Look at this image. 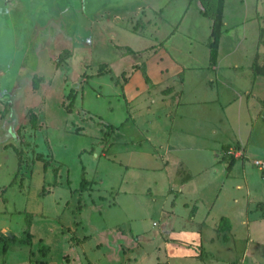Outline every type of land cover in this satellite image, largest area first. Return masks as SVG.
<instances>
[{"label":"rangeland","instance_id":"rangeland-1","mask_svg":"<svg viewBox=\"0 0 264 264\" xmlns=\"http://www.w3.org/2000/svg\"><path fill=\"white\" fill-rule=\"evenodd\" d=\"M39 1L42 2L27 13L50 23L39 32L29 24L26 13L17 22L0 10V234L5 231L9 236L19 237L25 220L30 218L33 235L30 245L8 243L6 251L0 252V264H35L39 245L48 248L46 260L51 264H116L120 261V252L116 254L115 249L126 238L113 236L114 230L139 238L142 244L143 251L135 253L125 264L164 263L170 249L164 255L162 245L160 253H153L142 239L145 236H141L142 232H152L162 226L159 211L168 210V206L164 203L166 191L161 192L167 187V191L176 195L178 190L172 181L167 184L169 177L159 175L160 163L150 157L154 152L143 141L153 134L148 127L151 119L164 111H156L157 104H154L148 112L151 106L147 96H158L156 89L149 87V80L146 82L150 88L148 95L143 94L139 103L135 100L127 104L104 63L123 54L126 62L134 56L144 63L149 59L148 48L155 45L154 41L178 26L169 44L175 49L173 58L181 60L185 55L181 31L187 28L196 30L197 44L192 47L204 61L216 1ZM223 1L226 28L240 24L245 31L251 27L244 36V46L249 47L252 27L264 30V18L260 19L264 14V0ZM41 4L45 12L39 11ZM107 32L113 37L106 45ZM203 33L207 34L206 43L200 41ZM101 38L104 44H100ZM226 44L231 42L225 39L221 43V57L228 50L224 49ZM123 64L118 62L113 72ZM253 70L264 73L263 68ZM150 71L151 65H146L140 72L142 77H148ZM257 103L248 100L242 109L254 111L256 104L259 111ZM235 105L228 106V111H235ZM261 108L264 116V107ZM138 113L148 116L144 114L140 122L133 121ZM155 123L160 126V136L163 135V123L157 119ZM259 126L260 122H252V129ZM125 142L128 144L123 146ZM223 149L218 159L228 164L230 160ZM259 149L263 150L260 146ZM252 154V157L246 155L243 162L256 170L251 158H259V150ZM144 168L154 171L148 173ZM254 170L249 178L252 189L257 188ZM81 180L84 181L82 188ZM216 180L219 184L223 182L221 175ZM218 186L214 185V189L218 190ZM182 207L179 202L170 211L175 214L174 219L184 223ZM251 216L254 220L251 230L263 240L264 225L258 224L260 220L254 212ZM225 225L226 222H221L220 230L226 229ZM202 231L201 245L207 251L210 248L214 257L197 250L195 255H202V259L191 260L171 250L169 256L173 263L264 264V247L255 250L254 243H245L242 229H237L236 239L228 238L224 245L207 241L212 229ZM81 236L91 239L76 247L69 246L74 237ZM95 242L102 247L95 249ZM109 249L113 251L107 255ZM183 249L191 251L189 245Z\"/></svg>","mask_w":264,"mask_h":264},{"label":"crops","instance_id":"crops-1","mask_svg":"<svg viewBox=\"0 0 264 264\" xmlns=\"http://www.w3.org/2000/svg\"><path fill=\"white\" fill-rule=\"evenodd\" d=\"M40 2L42 1L0 0V10L3 11V15L7 14L9 18L21 22L25 13L27 14L31 7H35ZM39 11L45 12L43 4L40 5ZM26 18L30 19L29 24L37 32L45 30L50 24L46 20H40L37 15L28 16L27 14ZM263 18L264 14H261L260 19ZM127 19L128 21L132 20ZM186 25L187 22L185 27ZM226 25L227 22L224 21L222 13V25L217 40L214 65H209L208 48L205 50V60L201 61L198 58L195 48L192 47V44H197L195 41L197 39L196 30L190 31L187 28L181 31L185 41V55L181 60L173 58L175 49L169 44L176 36L175 33L179 26L173 32H167L154 41L155 45L148 48L151 52L148 56L149 59L144 63L134 56L131 57L130 62H126V54L117 56L107 64L104 63L107 74L110 73L114 77V85L119 87L120 96L128 102L127 104H132L135 100L139 103L143 94L148 95L149 89L155 88L158 96H147L151 106L148 112H151L154 104H157L156 111H164L160 116L155 115V118L151 119L148 127L153 131V134L150 139L144 138L143 141L147 142L146 145L151 148V153L154 152L150 157L160 163L157 168V171L160 172L159 175L163 174V176L169 177L167 184L172 181L173 186L178 188L176 192L178 195L176 196L170 190L167 191V187L161 192L163 194L166 191L164 203L168 206V210L160 209L159 211L162 226L158 230L141 233V236H145H142V239L148 243L153 253H160L162 245L164 255L167 248L170 249L165 257V262L161 264H177L171 261L173 259L169 256L172 254L171 250L174 251V254L191 260L202 259V255H195L197 250L214 257L215 254L210 248L207 251L201 245L204 228L212 229V234H207L209 242L218 241L225 244L228 238L231 240L238 237L237 229L240 228L244 231L245 243H254L255 250L264 247V237H262L263 240H260L258 233L254 235L250 228L254 222L251 216L252 212L260 220L258 224L264 225V176L253 165L256 170L252 169L249 163L243 162V159H247L246 155L252 157V153L257 150H259V158L253 157L251 160L264 161V126H261L264 122V116H261V107H264V73L253 70V68L264 69V30L258 26L257 28L252 27L251 45L246 47L244 46V36L245 32L251 30V27L244 31L240 28V24H234L228 28ZM107 35L109 38L105 39L106 45L107 41L113 37L110 32H107ZM206 37L207 34L203 33L200 41L206 43ZM225 39L231 44L224 46V49L228 50L221 57L220 46ZM103 41L104 39L101 38L100 44H104ZM197 47L202 48V46ZM64 50L68 51V49ZM130 53L135 52L131 51ZM118 62H124V64L118 69L116 68V72H113L114 66ZM146 65H151V71L146 77L150 86L146 85L140 72L145 70ZM248 100L257 101L260 112L257 111L256 104L254 111H243V105L246 106ZM234 105L235 111H228L227 107ZM217 108L221 111H215ZM241 109L242 111H240ZM144 114L138 113L132 120L140 122L144 118ZM156 119L165 126L161 136L160 126L155 123ZM256 121L260 122V126L257 129H252V122ZM174 125L176 128H173ZM126 144L128 143L125 142L123 146ZM229 146L239 148L242 151V156L238 160L234 159L232 164L227 167V164L218 157L220 149ZM259 146L263 150L259 149ZM144 170L148 173L154 171L150 168H144ZM252 170L256 172L254 179L256 189H252L249 184V178L253 174ZM220 175L222 184L216 180ZM153 183L155 185V182ZM214 185H219L218 190L214 189ZM225 190H230V194H226L228 191ZM203 197L205 198L204 202H201ZM154 201L152 200V204ZM179 202L185 211L184 223L174 219L175 214L170 211L171 207ZM259 206H261L260 209ZM251 220L253 221L251 222ZM221 222H226L224 227L226 229L220 230ZM29 232L31 244L33 240L31 224ZM113 234H115L113 236L123 237L127 240L115 249L116 254L120 252V261H117L116 264H123V262L125 264L135 253L143 251L139 238L133 239V237L124 236L116 230L113 231ZM74 238L73 242L68 243L70 247L88 243L91 239L85 236ZM184 245H189L191 251L183 249ZM94 247L98 249L102 247V244L95 242ZM46 249L48 251L47 247ZM112 251L109 249L107 255ZM124 251L127 252L122 258L121 255ZM37 257L35 264L39 262L51 264L46 260L47 255L41 258L38 254Z\"/></svg>","mask_w":264,"mask_h":264},{"label":"trees","instance_id":"trees-1","mask_svg":"<svg viewBox=\"0 0 264 264\" xmlns=\"http://www.w3.org/2000/svg\"><path fill=\"white\" fill-rule=\"evenodd\" d=\"M216 4L212 13L211 17V25H210V33L208 36V42H207V48H208V62L209 65H214L215 63V57H216V50H217V40L220 35L221 31V25H222V6H223V0H215ZM203 16H206L204 13H200ZM144 81L147 82V78L145 76ZM30 124L33 125V121L30 120ZM227 149V147H224L223 151ZM232 159L228 162L227 167H229L232 164ZM262 176H264V173H262ZM84 184V181L81 180L80 187L82 188ZM79 208V207H78ZM30 221L31 219L28 218L25 220L24 229L21 232V235L19 237H14L11 235L10 238L4 237L0 234V252L3 254L6 251V246L8 243L16 244V245H30L31 240V234L29 232L30 229ZM37 253L41 258L45 257L47 253L46 247H39L37 249ZM38 264H45L44 262H39Z\"/></svg>","mask_w":264,"mask_h":264},{"label":"built area","instance_id":"built-area-1","mask_svg":"<svg viewBox=\"0 0 264 264\" xmlns=\"http://www.w3.org/2000/svg\"><path fill=\"white\" fill-rule=\"evenodd\" d=\"M224 155L229 158V160H234L237 158H241L242 151L239 148L235 147H227V149L224 150ZM252 165L261 173H264V161L254 160L252 161Z\"/></svg>","mask_w":264,"mask_h":264},{"label":"water","instance_id":"water-1","mask_svg":"<svg viewBox=\"0 0 264 264\" xmlns=\"http://www.w3.org/2000/svg\"><path fill=\"white\" fill-rule=\"evenodd\" d=\"M1 235H3L4 237H8V238L11 237V236H9V234H7L5 231H2V232H1Z\"/></svg>","mask_w":264,"mask_h":264}]
</instances>
